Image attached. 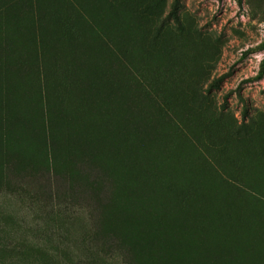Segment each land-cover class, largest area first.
<instances>
[{"label": "trees", "instance_id": "trees-1", "mask_svg": "<svg viewBox=\"0 0 264 264\" xmlns=\"http://www.w3.org/2000/svg\"><path fill=\"white\" fill-rule=\"evenodd\" d=\"M72 1L0 0V195H28L50 207L78 202L98 220L97 237L116 239L118 251L132 255L129 264H264V172L248 178L236 165L225 176L208 167L222 189L209 200L207 180L195 174L217 162V149L187 138L185 128L190 122L210 131L227 121L184 95L199 116L187 121L163 90L169 75L159 61L180 43L173 44L166 19L156 22V5L77 0L90 12L104 6L110 39L103 29L85 30ZM122 57L134 58L135 69L119 101L129 98V118L118 122L83 76L112 87L125 77ZM114 64H123L120 73ZM166 237L171 246L183 240L188 259L172 255Z\"/></svg>", "mask_w": 264, "mask_h": 264}, {"label": "rangeland", "instance_id": "rangeland-1", "mask_svg": "<svg viewBox=\"0 0 264 264\" xmlns=\"http://www.w3.org/2000/svg\"><path fill=\"white\" fill-rule=\"evenodd\" d=\"M136 1L141 8L154 3L160 12L156 22L159 25L162 19H166L165 25L173 32V44L180 43L178 47L168 49L171 53L159 61L160 68L169 75L163 90L167 95H175L187 121H198L199 116L189 110V101H183L184 95L198 97L216 116H223L227 121L225 125H215L210 131L201 132L190 122L185 128L187 138L196 143L204 141L217 149V162L207 163L195 174L207 180L209 200L213 202L222 189L217 185L216 173L210 172L209 168H217L227 176L233 167L239 165L241 170L238 173L248 178L264 172V77L258 78L264 60V0H242V3L239 0ZM67 3L68 0H63L64 6ZM73 3L83 11L76 19L85 30L103 29L110 39L114 38L113 27L110 24L105 27L103 5L90 12L83 1ZM132 59L135 62L134 58L122 57L125 77L120 74L121 79L112 83V87L94 86L87 76H83L87 84L97 90L99 100L106 96L111 115L118 122L129 118L130 100L126 98L128 102L126 100L123 105L121 95L129 92L125 90V81H131L135 69ZM123 64H114V70L118 71ZM94 71L95 76L102 75L97 67ZM183 75L172 83L173 79ZM115 77L119 79V75ZM88 98L93 100L92 95ZM172 116L177 119L176 114ZM230 127L232 130H228ZM207 133L208 138L205 137ZM186 149V146L180 147L178 153L183 154ZM177 165L180 171L185 170L181 164ZM226 194L230 197L232 192ZM255 218L260 220V214L256 213ZM97 227L98 220L91 218L89 212L73 200L67 207H50L46 202L30 200L28 195L3 193L0 195V264L133 262L127 250L118 251L121 248L119 241L97 237ZM167 239L165 244L172 255L182 254L188 259L187 245L183 240L181 244L171 246ZM232 262L228 260L226 264Z\"/></svg>", "mask_w": 264, "mask_h": 264}]
</instances>
